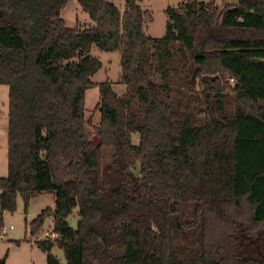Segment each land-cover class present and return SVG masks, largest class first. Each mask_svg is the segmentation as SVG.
<instances>
[{"label":"trees","instance_id":"trees-1","mask_svg":"<svg viewBox=\"0 0 264 264\" xmlns=\"http://www.w3.org/2000/svg\"><path fill=\"white\" fill-rule=\"evenodd\" d=\"M69 1L0 0V211L12 212L17 194L25 207L53 195L28 224L36 236L52 218L35 242L46 264H61L54 247L65 264H264V0L169 6L158 39L145 35L136 0L123 12L76 0L88 27L66 25ZM93 45L120 52L125 90L97 85L96 126L85 115L102 67Z\"/></svg>","mask_w":264,"mask_h":264},{"label":"rangeland","instance_id":"rangeland-1","mask_svg":"<svg viewBox=\"0 0 264 264\" xmlns=\"http://www.w3.org/2000/svg\"><path fill=\"white\" fill-rule=\"evenodd\" d=\"M120 11H124L123 0H106ZM142 11L144 23V33L147 37L162 38L165 34V24L167 20L166 8L177 7L178 5L189 0H136ZM205 2H213L219 8L233 3L236 0H203ZM60 16L65 20L69 27H88L92 25L89 16L81 11L76 0H70L68 4L61 10ZM89 55L96 58L102 64V67L95 72L90 80L92 85L85 92V115L91 118V123L96 126L99 122L100 115L94 111L95 105L98 102V87L97 85L105 80H109L114 90L119 95H124V86L120 83V52L104 51L97 48L95 45L91 47ZM229 84L233 82L228 80ZM202 109H205L203 107ZM7 111H8V87L0 84V177L7 175ZM203 117L204 113L198 114ZM132 140H137V134L131 135ZM103 150L104 163L110 160L111 152ZM54 205V197L50 193L37 194L30 199L25 207L23 198L20 194L16 195L15 209L10 211H0V220L3 228H7L5 235L0 234V261L4 264H46V253L41 251L35 245L37 239L44 238L45 233L52 231V218L47 217L41 227L40 232L36 236H32L29 232V222L34 219L42 209L52 207ZM192 204L182 206L186 212V218L190 220L193 216ZM78 219L77 209H74L68 217V223L71 227L76 226ZM182 245L184 242L182 240ZM52 254L55 255L61 264H65L63 252L54 247Z\"/></svg>","mask_w":264,"mask_h":264},{"label":"water","instance_id":"water-1","mask_svg":"<svg viewBox=\"0 0 264 264\" xmlns=\"http://www.w3.org/2000/svg\"><path fill=\"white\" fill-rule=\"evenodd\" d=\"M257 61H261V60H257ZM218 76H207V75H204L202 76V81L204 82H208V81H212V80H215ZM53 214V213H52Z\"/></svg>","mask_w":264,"mask_h":264},{"label":"built area","instance_id":"built-area-1","mask_svg":"<svg viewBox=\"0 0 264 264\" xmlns=\"http://www.w3.org/2000/svg\"><path fill=\"white\" fill-rule=\"evenodd\" d=\"M7 228H3L2 231H1V234L2 235H5L7 233ZM49 234V233H46V235Z\"/></svg>","mask_w":264,"mask_h":264},{"label":"crops","instance_id":"crops-1","mask_svg":"<svg viewBox=\"0 0 264 264\" xmlns=\"http://www.w3.org/2000/svg\"><path fill=\"white\" fill-rule=\"evenodd\" d=\"M54 207V205L52 206V208ZM51 229H52V227H51ZM50 233V232H49ZM45 235H46V233H45Z\"/></svg>","mask_w":264,"mask_h":264}]
</instances>
